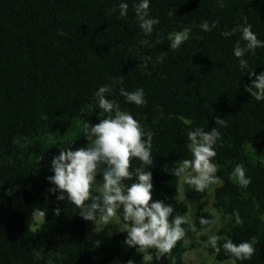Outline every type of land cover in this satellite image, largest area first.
I'll return each mask as SVG.
<instances>
[{"label":"trees","instance_id":"obj_1","mask_svg":"<svg viewBox=\"0 0 264 264\" xmlns=\"http://www.w3.org/2000/svg\"><path fill=\"white\" fill-rule=\"evenodd\" d=\"M140 2L0 0V264H106L112 258L141 264L142 254L123 243L126 232L87 239L80 210L67 200L57 201L58 191L49 192L54 187L47 179L54 175L52 159H39L50 155L77 121L87 142L84 125L94 126L107 115L95 93L112 83L109 77L119 76L124 83L106 97L153 133L155 167L148 169L153 201L173 205V216L187 210L177 199L179 178L169 169L191 159L188 131L211 130L217 116L227 121V128L216 126L221 140L214 160L222 179L215 192L217 205L230 217L225 237L237 244L256 239V255L235 264H264V161L258 155L264 153V100L244 91L255 79L248 70L264 72V48L256 49L255 56L246 54L248 69L243 73L233 52L238 40L245 44L241 33L222 35L243 26L246 16L264 41V0H223V8L217 0H149L150 17L160 20L150 35L136 18L134 5ZM120 3L128 4L125 17L119 15ZM205 20L217 26L204 32L198 26ZM184 27L192 29L190 39L178 50L164 44L159 59L148 64L138 59L141 38L153 41ZM120 87L142 88L147 105L128 103ZM132 164L133 169L140 166L138 160ZM237 164L251 178L246 189L230 179ZM19 184L29 185L22 190L24 201L46 213L36 230L25 226L23 214L11 206L6 193ZM57 207L59 216L54 214ZM237 211L242 227L235 223ZM183 252L181 241L172 258L152 264H184ZM215 256L231 258L223 250Z\"/></svg>","mask_w":264,"mask_h":264},{"label":"clouds","instance_id":"obj_2","mask_svg":"<svg viewBox=\"0 0 264 264\" xmlns=\"http://www.w3.org/2000/svg\"><path fill=\"white\" fill-rule=\"evenodd\" d=\"M221 8L224 7L223 0H217ZM149 0H141L134 5L136 18L140 28L145 35H150L154 26L160 23L159 18H151L149 13ZM112 12L116 9H112ZM128 12V4H119V15L125 17ZM173 12H169L172 16ZM217 26L216 22L211 24L203 21L198 27L204 32H211ZM190 27H184L182 31L169 35L170 49L175 51L190 39ZM236 32L241 33V39L245 42L242 46L238 40L234 46V56L239 59V67L243 73L248 69V61L245 59L247 53L256 55V49L264 48V41L257 38L248 23L247 17L243 18V26L237 25L231 32L225 31L223 36L229 37ZM255 76L250 86H245L244 91L254 97L256 101L264 100V72L255 75L253 70L247 71ZM110 84L101 86L95 93L98 99V107L105 118L94 126L86 123L84 125V137L87 139V147H81L75 151L71 148L61 147L59 155L52 158L51 170L54 175L47 177L54 185L49 192L56 193L57 201L67 200L71 205L78 208L79 216L86 221L98 226L115 225L119 232H126L123 241L128 248H134L137 253L142 254L141 264H152L153 260L172 258V253L181 241L184 245L190 243L189 231H196L195 225L185 215L176 214L171 204L163 201H153L152 172L148 169L155 167L153 160V133L145 131L143 125L129 112L120 109L115 100H110L106 94L112 93L117 85L124 83V77H109ZM120 95L128 103L137 107L147 105L144 90L138 88L127 91L123 87L119 89ZM215 125L227 128L225 119L217 116ZM204 130L199 127L187 133L189 143L187 148L191 153V159L181 160L178 166L169 171L176 177L182 179L193 191L205 193L210 187L221 183L216 175L218 165L214 162L217 152L216 145L221 140V132L218 127ZM69 141L67 143H71ZM66 144V143H65ZM133 160H138L140 166L133 169ZM102 175V182L97 181V176ZM230 179L241 188H248L251 178L246 175V169L242 164H237L230 174ZM127 181H134L131 184ZM60 208L54 209V214L59 216ZM45 211L36 209L33 212V222L45 218ZM235 223L241 227L244 224L239 212H235ZM115 222V223H114ZM215 220L201 216L199 224L205 233L210 232ZM184 225H188L187 228ZM103 231V229H100ZM97 231V232H100ZM111 235V231H109ZM223 244H220L221 240ZM256 239L243 241L239 244L232 239L221 237L216 234L208 235L206 246H210L215 254L222 250L235 261H248L256 255ZM99 245V241L97 242ZM127 264H134L132 259Z\"/></svg>","mask_w":264,"mask_h":264},{"label":"rangeland","instance_id":"obj_3","mask_svg":"<svg viewBox=\"0 0 264 264\" xmlns=\"http://www.w3.org/2000/svg\"><path fill=\"white\" fill-rule=\"evenodd\" d=\"M172 33H169L167 36L160 34V36H158V38L153 41L148 37L141 38L138 45L136 46V55L138 59L144 64H148L156 59H159L162 56L160 48L163 47L164 44L170 45L169 35ZM81 126V121H77L74 126L57 141V145L51 154L39 157V159L46 158L47 161H50L54 156L59 155L61 147L71 148L73 151L81 147H87L88 142L83 140L81 134L79 133ZM69 141L72 142L67 143ZM258 155L261 161H264V153H258ZM216 175L220 178L221 183L210 187L205 191V193L193 191L188 185L183 183L182 179L179 178L178 180L177 199L184 202L187 207L186 212L182 215L187 216L190 222L193 223L196 228V231L194 232L189 231L188 236L190 243L187 245H184L183 243L184 252L182 259L184 264H233V258H226L222 260L217 259L215 254L210 251L209 246H206V241L208 239V235L210 234L214 233L221 237H225L226 227L230 221L229 215L217 205L215 192L216 189L222 184V179L218 172ZM97 181L102 182V175L97 176ZM28 187L29 185L19 184L12 188H8L6 193L10 196L11 206L23 214L25 226L30 230H36L42 225L44 220L41 218L40 220L33 222V212L38 208L26 203L22 197V190ZM201 216L216 221V223L211 226L210 232L208 233L204 232L203 227L199 224V222L197 223ZM84 222L85 235L89 241L94 240L98 236H111L117 234L119 233L118 227H123L122 218L121 223L118 226H98L97 231L103 229V231L100 232L95 231L94 222L86 220H84ZM184 226L186 228L188 227V225ZM109 231H111V235H109ZM106 264L122 263L118 258H112Z\"/></svg>","mask_w":264,"mask_h":264}]
</instances>
